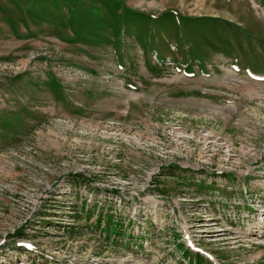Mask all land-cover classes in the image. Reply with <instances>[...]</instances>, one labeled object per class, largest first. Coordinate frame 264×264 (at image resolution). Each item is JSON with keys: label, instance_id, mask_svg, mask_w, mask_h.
<instances>
[{"label": "rangeland", "instance_id": "374dc122", "mask_svg": "<svg viewBox=\"0 0 264 264\" xmlns=\"http://www.w3.org/2000/svg\"><path fill=\"white\" fill-rule=\"evenodd\" d=\"M0 264H264V0H0Z\"/></svg>", "mask_w": 264, "mask_h": 264}]
</instances>
